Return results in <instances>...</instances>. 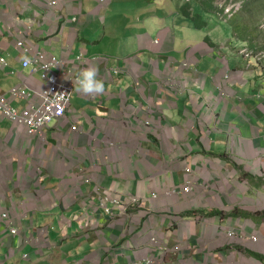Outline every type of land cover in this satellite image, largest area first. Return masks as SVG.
Returning a JSON list of instances; mask_svg holds the SVG:
<instances>
[{
	"label": "crops",
	"instance_id": "crops-1",
	"mask_svg": "<svg viewBox=\"0 0 264 264\" xmlns=\"http://www.w3.org/2000/svg\"><path fill=\"white\" fill-rule=\"evenodd\" d=\"M181 1L0 0V94L44 90L39 53L105 83L43 136L0 117V264H264V62Z\"/></svg>",
	"mask_w": 264,
	"mask_h": 264
},
{
	"label": "rangeland",
	"instance_id": "rangeland-1",
	"mask_svg": "<svg viewBox=\"0 0 264 264\" xmlns=\"http://www.w3.org/2000/svg\"><path fill=\"white\" fill-rule=\"evenodd\" d=\"M202 2H204V0H201V2H199V0H182V11L180 10V16L173 15L169 25L176 23L177 30L179 27L184 26V21L186 19V22L188 23L187 25L194 27V24L202 25V27H204L206 25L205 23H207L206 31H210L205 35L208 37L207 41L210 40L214 42L216 46L219 44L221 46L229 47V49H231L232 46L230 43L231 41L236 44L240 38L245 37L247 42L243 45L258 47L259 49L256 52L257 61H264V0H213L216 8L223 7V13L215 10H212L214 12L207 13V5ZM209 2L210 0H207V4H209ZM186 6L189 8L190 18L183 14L186 12ZM226 17L233 19L231 22L233 23V26H239L238 30L236 27H233L238 33H234L231 27L228 26L227 19L224 20ZM200 18L205 21V23L201 22ZM195 28L196 30L199 29L197 27ZM181 33L187 37L189 36V33L185 30L181 29ZM239 33L240 36L238 37ZM240 48L242 49H238V51H243L245 53L249 52L247 46H241ZM233 50L238 54V51L235 48H233ZM242 57L244 59V56Z\"/></svg>",
	"mask_w": 264,
	"mask_h": 264
},
{
	"label": "built area",
	"instance_id": "built-area-1",
	"mask_svg": "<svg viewBox=\"0 0 264 264\" xmlns=\"http://www.w3.org/2000/svg\"><path fill=\"white\" fill-rule=\"evenodd\" d=\"M56 4V2H53V5ZM18 47L26 50L27 52L31 51V48L26 47L24 42H20ZM0 61L4 62V59H0ZM50 61L52 60H48V57L44 53H39L35 58V71L42 72V76L48 80L47 88L39 94L41 97V102L38 108H33L32 110H26L23 113H18L9 106L4 98L0 97V116L8 118L13 124L19 127L26 128L29 135L38 134L41 136L44 132V129L54 118L59 116L62 117L66 113L67 107L71 101L74 85H67L63 83L60 80V77L52 72L53 65ZM24 66L29 67V65ZM13 96L24 97L26 96V93L24 91L15 89L13 90ZM185 173L189 174L190 169H185ZM189 190L190 183L186 181L182 191L188 192ZM11 233L16 235L18 233V229L12 228ZM229 236H231V234H229ZM253 240L254 242L257 241L256 238ZM153 241L159 246L163 253L167 251L164 243L159 242L156 239H153Z\"/></svg>",
	"mask_w": 264,
	"mask_h": 264
},
{
	"label": "clouds",
	"instance_id": "clouds-1",
	"mask_svg": "<svg viewBox=\"0 0 264 264\" xmlns=\"http://www.w3.org/2000/svg\"><path fill=\"white\" fill-rule=\"evenodd\" d=\"M221 8H223L222 6H221ZM20 48V47H19ZM236 49V48H235ZM238 49H242V48H237L236 50L238 51ZM238 53V55H241V56H244V58L245 59H249L250 57H252L254 60H256L257 61V58H256V55H257V53H252V52H243V51H238L237 52ZM46 55V54H45ZM47 56V55H46ZM48 57V60H52V61H50L51 63H52V65H53V67H52V72L54 73V74H56L57 76H59L57 73H56V70L61 66V61L60 60H58V59H56V58H54V57H49V56H47ZM0 59H3V58H0ZM33 61H32V59H31V57L30 56H28L27 54H25L24 56H23V63H24V65H31V64H33L32 63ZM260 62H262V61H260ZM0 64H5V59H4V62H1L0 61ZM34 71H35V62H34ZM185 66H186V64H185ZM25 67V66H24ZM25 68H27V67H25ZM36 72H38L40 75H41V78L46 82V86L44 87V89H46L47 88V86H48V80L47 79H45L43 76H42V72H40V71H36ZM98 73H99V69L96 67V66H90V67H87V68H84V69H81L77 74H76V76H75V81H70V80H68L67 82L66 81H64L63 79H61L60 78V80L63 82V83H65V84H67V85H71V84H73L74 85V90H73V93H72V95H71V100H72V96H73V94H74V92L75 91H77L78 93H81V94H83V95H85V96H97V95H102L104 92H105V83H104V81L101 79V78H99V75H98ZM60 77V76H59ZM15 89H17V90H20V91H24L25 93H26V96H24V97H14L13 96V90H15ZM44 90H41V91H32V92H30V91H28L24 86H20V87H16V88H13L10 92H9V94L8 95H4V94H0V97H2V98H4L6 101H7V103L9 104V106L12 108V109H14L15 111H17L18 113H23L24 111H26V110H32L33 108H38L39 106H40V102H41V97H40V93L41 92H43ZM12 99H19V100H23V101H26V102H28V106L27 107H25L24 109H22V110H18L17 108H15L13 105H12V103H11V100ZM70 105H71V101H70V104H69V106L67 107V111H66V113L62 116V117H56V118H54L50 123H49V125L44 129V132L46 131V129L50 126V124L52 123V122H54V121H56V120H60V119H62V118H64L65 116H66V114H67V112H68V110H69V108H70ZM1 117V116H0ZM1 118H4V117H1ZM4 119H6V120H8L9 122H11L12 123V121L11 120H9L8 118H4ZM13 124V123H12ZM15 125V124H14ZM15 126H17V125H15ZM17 127H19V126H17ZM20 128H24V127H20ZM26 131H27V129L26 128H24ZM44 132H43V134H44ZM27 134H28V132H27ZM43 134L41 135V136H43ZM29 135V134H28ZM36 135H38V134H36ZM29 136H31V135H29ZM40 136V135H39Z\"/></svg>",
	"mask_w": 264,
	"mask_h": 264
},
{
	"label": "trees",
	"instance_id": "trees-1",
	"mask_svg": "<svg viewBox=\"0 0 264 264\" xmlns=\"http://www.w3.org/2000/svg\"><path fill=\"white\" fill-rule=\"evenodd\" d=\"M199 2H201V0H199ZM202 3H206V5H207V8H206V11H207V13L208 12H214V11H212V10H215V11H220L221 13H223V8H221V7H219V8H216V6L214 5V2H213V0H210V2H209V4H207V0H204V2H202ZM185 13H184V15L186 16V17H188V18H190L191 16H190V14H189V8L186 6L185 7ZM225 19H227V21H228V26L229 27H231V29L233 30V32L235 33V32H237V31H235L234 29H233V27H236L237 28V30H238V27L239 26H237V25H234L233 26V23H231L232 22V20L233 19H231V18H228V17H226V18H224V20ZM219 20H220V18H219ZM200 21L201 22H203V23H205V21H203L201 18H200ZM206 24V23H205ZM195 25V27H198V28H203L202 27V25H197V24H194ZM221 25H222V23H221ZM205 27V26H204ZM228 30V29H227ZM228 32H229V30H228ZM238 33V32H237ZM240 36V33H239V35H238V37ZM235 37H237V36H235ZM208 38V37H207ZM207 42H210V43H212L210 40L209 41H207ZM245 42H247V40L245 39V37H242V38H240L237 42H236V44H235V42H233V48H238V46H239V48L241 47V46H247V48H248V50H249V52H252V53H256L257 51H258V47H252V46H248V45H243ZM250 59V61H252V62H260V61H256V60H254L252 57H250L249 58ZM262 62H264V61H262ZM261 62V63H262Z\"/></svg>",
	"mask_w": 264,
	"mask_h": 264
}]
</instances>
